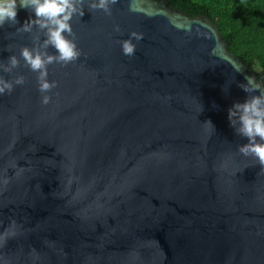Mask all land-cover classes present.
I'll return each instance as SVG.
<instances>
[{"label": "water", "instance_id": "water-1", "mask_svg": "<svg viewBox=\"0 0 264 264\" xmlns=\"http://www.w3.org/2000/svg\"><path fill=\"white\" fill-rule=\"evenodd\" d=\"M89 2L71 21L80 58L48 66V105L20 57L45 38L17 32L34 11L0 27V63L20 60L0 77L25 78L0 95V264H264V170L228 119L240 85L264 91L259 72L168 0L110 16Z\"/></svg>", "mask_w": 264, "mask_h": 264}, {"label": "clouds", "instance_id": "clouds-1", "mask_svg": "<svg viewBox=\"0 0 264 264\" xmlns=\"http://www.w3.org/2000/svg\"><path fill=\"white\" fill-rule=\"evenodd\" d=\"M118 3V0H90L88 7L92 10H102L106 15H111V6ZM85 0H0V27L6 23L15 25L17 21V9H30L34 11L36 19H29L17 32L31 33L33 28H38L44 34V40L40 43V36L34 37L36 46L29 49H20V57L25 65L32 72L38 73L37 83L42 94L41 103L48 105L51 97L46 93L57 87L55 81L48 80V66L58 63L63 66L77 61L81 52L75 42V34L72 30L71 21L74 16L84 15ZM130 10L135 11L130 7ZM116 31H120L119 26ZM68 37H72L69 39ZM143 34L131 32L127 40L121 42L122 53L132 57L136 53V44L132 41L140 42ZM53 47L58 55H51L49 47ZM20 66V60L12 55L7 64L0 63V70L4 73H11ZM25 78L17 76L14 81L5 80L0 77V95L11 94L14 86L23 85ZM251 83V79H248ZM243 90L249 93L245 102L234 103L228 110L230 125L236 133L247 138L248 143L238 147V152L246 157H253L258 160L261 169L264 170V91L260 95H252L258 88H249L247 85H240ZM210 124L214 129L211 122Z\"/></svg>", "mask_w": 264, "mask_h": 264}, {"label": "trees", "instance_id": "trees-1", "mask_svg": "<svg viewBox=\"0 0 264 264\" xmlns=\"http://www.w3.org/2000/svg\"><path fill=\"white\" fill-rule=\"evenodd\" d=\"M190 17H209L219 28L230 53L264 83V0H168Z\"/></svg>", "mask_w": 264, "mask_h": 264}]
</instances>
